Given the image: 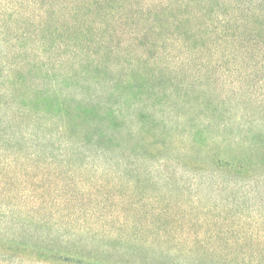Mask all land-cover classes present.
<instances>
[{"label": "trees", "instance_id": "trees-1", "mask_svg": "<svg viewBox=\"0 0 264 264\" xmlns=\"http://www.w3.org/2000/svg\"><path fill=\"white\" fill-rule=\"evenodd\" d=\"M260 80L264 0H0V201L11 202L0 203V222L32 238L34 216L22 208L44 210L53 202L45 197L60 190L67 197L54 206L69 207L67 176L133 177L139 166L180 159L177 166L192 163L191 171L223 177L264 203V121L225 123L218 103L227 94L252 98ZM177 105L184 114L173 112ZM234 125L233 147L250 150L237 158L218 146ZM241 228L237 241H222L218 264H264V241H247ZM18 239L0 246L34 244L57 260L113 264L77 241Z\"/></svg>", "mask_w": 264, "mask_h": 264}, {"label": "rangeland", "instance_id": "rangeland-1", "mask_svg": "<svg viewBox=\"0 0 264 264\" xmlns=\"http://www.w3.org/2000/svg\"><path fill=\"white\" fill-rule=\"evenodd\" d=\"M190 1L184 0L185 4ZM110 7L115 8L114 5ZM102 79L103 76L98 77V80ZM199 84L208 86L206 79ZM255 86L256 93L251 95L252 98L239 99L228 94L221 98L225 102H218L223 114L220 121L245 126L264 121V101L259 104L264 95V81ZM216 87L227 89L219 82ZM183 110L177 105L173 112L182 115ZM237 127L234 125L231 130L233 136L225 135L218 144L224 154L235 158L250 152L247 148L233 147ZM258 154L259 157L264 155ZM183 160L165 162L160 169L155 164L139 166L140 174L133 177L103 176L101 172L73 173L63 182L74 187L68 196L69 207L54 206L60 198L67 197L65 190L45 197L53 202L44 210L36 211L31 203L22 210L34 216L29 226L32 238L14 234L6 229L9 225L2 220L0 241H13L14 237L23 241H77L75 247L101 250L96 256L92 254L96 261L113 264H218L222 241H237L239 226L247 241H264V203L254 197L243 198L223 177L191 171L192 163L177 166ZM114 167L110 168L113 172ZM127 167L130 170L134 166ZM174 167L179 172L186 169L189 174L174 173ZM85 169L104 171L109 166L87 165ZM142 170L145 173L151 171V174H144ZM22 200L18 198L16 202ZM27 200L32 202V199ZM81 201H84L82 206ZM15 209L22 213L20 208ZM42 219L45 222L37 227ZM19 239L15 241H21ZM105 246L111 248L106 250ZM41 250L34 244L7 249L0 246V264H75L73 258L57 260L47 257ZM224 251L231 253L228 248Z\"/></svg>", "mask_w": 264, "mask_h": 264}]
</instances>
